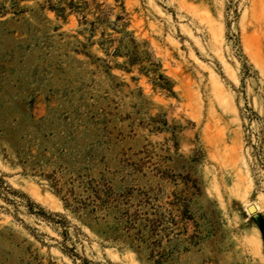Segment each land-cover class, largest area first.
I'll return each instance as SVG.
<instances>
[{
  "label": "rangeland",
  "instance_id": "1",
  "mask_svg": "<svg viewBox=\"0 0 264 264\" xmlns=\"http://www.w3.org/2000/svg\"><path fill=\"white\" fill-rule=\"evenodd\" d=\"M68 1L0 0V264H264V0Z\"/></svg>",
  "mask_w": 264,
  "mask_h": 264
},
{
  "label": "trees",
  "instance_id": "2",
  "mask_svg": "<svg viewBox=\"0 0 264 264\" xmlns=\"http://www.w3.org/2000/svg\"><path fill=\"white\" fill-rule=\"evenodd\" d=\"M79 0H69L67 5L59 6L58 10L64 11L67 6L77 9L79 7ZM50 176V174H47ZM96 179L92 178L87 180L83 185L84 195H76V186H66L62 184L58 185V181L53 182L55 189L58 193L63 190L66 192L62 195L65 201V206L72 208L73 211L79 213L80 216L86 220L89 218V223L93 225L98 224L100 228L105 227L106 232L112 229L118 230L120 228L119 222L125 217L130 222L135 223L138 221V210L140 207H136L133 211L131 208L133 205H140L141 202H131L134 198L133 189L129 188L126 191H115L114 187L106 182H95ZM72 198V200H70ZM114 216L116 222L112 223L111 218ZM118 221V222H117Z\"/></svg>",
  "mask_w": 264,
  "mask_h": 264
},
{
  "label": "bare ground",
  "instance_id": "3",
  "mask_svg": "<svg viewBox=\"0 0 264 264\" xmlns=\"http://www.w3.org/2000/svg\"><path fill=\"white\" fill-rule=\"evenodd\" d=\"M250 204H251V203H249V205H250ZM255 206H256V205L252 206V207L250 208V210H253ZM256 211H257V210H256Z\"/></svg>",
  "mask_w": 264,
  "mask_h": 264
},
{
  "label": "water",
  "instance_id": "4",
  "mask_svg": "<svg viewBox=\"0 0 264 264\" xmlns=\"http://www.w3.org/2000/svg\"><path fill=\"white\" fill-rule=\"evenodd\" d=\"M252 206H254V204H251V205H250V208H251ZM255 209H256V206L254 207V209H253V210H255Z\"/></svg>",
  "mask_w": 264,
  "mask_h": 264
}]
</instances>
